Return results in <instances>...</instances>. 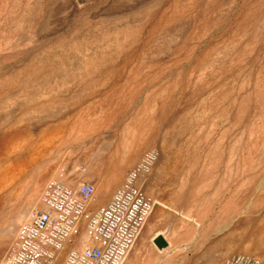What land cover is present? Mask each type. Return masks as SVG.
Masks as SVG:
<instances>
[{"label": "rangeland", "instance_id": "rangeland-1", "mask_svg": "<svg viewBox=\"0 0 264 264\" xmlns=\"http://www.w3.org/2000/svg\"><path fill=\"white\" fill-rule=\"evenodd\" d=\"M150 149L142 234L264 264V0H0V263L51 180L95 208Z\"/></svg>", "mask_w": 264, "mask_h": 264}, {"label": "built area", "instance_id": "built-area-1", "mask_svg": "<svg viewBox=\"0 0 264 264\" xmlns=\"http://www.w3.org/2000/svg\"><path fill=\"white\" fill-rule=\"evenodd\" d=\"M157 157L155 149L144 152L110 199L95 208L93 183L69 186L59 178L51 180L41 195L42 208L20 225L0 264H56L60 255L61 264H123L154 207L142 193L140 180ZM217 264L260 260L236 253Z\"/></svg>", "mask_w": 264, "mask_h": 264}, {"label": "crops", "instance_id": "crops-1", "mask_svg": "<svg viewBox=\"0 0 264 264\" xmlns=\"http://www.w3.org/2000/svg\"><path fill=\"white\" fill-rule=\"evenodd\" d=\"M149 232H145V233H141V237L139 239H137V242L134 245V249H132V251L129 253L128 259L126 261L125 264H184L183 260L179 259V255L176 253L174 254L173 250H170L168 252H162L161 249L162 248H156V250H154V248H150L149 244L153 246V244L151 243V241L153 242V236L150 235L148 236ZM149 241V244L146 245V242ZM177 244V243H176ZM148 249H152L153 252H151V255H148ZM154 251L156 253V256L153 258H151V260H147L148 257L154 255ZM216 253H214L211 256V259L209 258V260H205V264H217L219 263L221 260H223L224 258V240H219V242H217V248H214V250ZM167 253H170L169 255ZM145 255L142 260L144 258L147 257V261H142V263H139L137 260L140 256ZM170 257V258H169Z\"/></svg>", "mask_w": 264, "mask_h": 264}, {"label": "water", "instance_id": "water-1", "mask_svg": "<svg viewBox=\"0 0 264 264\" xmlns=\"http://www.w3.org/2000/svg\"><path fill=\"white\" fill-rule=\"evenodd\" d=\"M153 242L156 244L158 248H164L167 246V240L161 234L156 235L153 238Z\"/></svg>", "mask_w": 264, "mask_h": 264}, {"label": "bare ground", "instance_id": "bare-ground-1", "mask_svg": "<svg viewBox=\"0 0 264 264\" xmlns=\"http://www.w3.org/2000/svg\"><path fill=\"white\" fill-rule=\"evenodd\" d=\"M37 208H38V206H37ZM82 238L85 239V235H83ZM83 239H82V240H83ZM82 246H83V245H80L79 247H82Z\"/></svg>", "mask_w": 264, "mask_h": 264}]
</instances>
